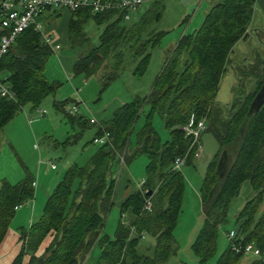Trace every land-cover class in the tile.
Wrapping results in <instances>:
<instances>
[{"label":"trees","instance_id":"trees-1","mask_svg":"<svg viewBox=\"0 0 264 264\" xmlns=\"http://www.w3.org/2000/svg\"><path fill=\"white\" fill-rule=\"evenodd\" d=\"M162 2L153 0L146 11L129 20L124 19L125 11L119 10L96 15L89 10L72 13L68 23V38L72 42L82 36L83 25L88 20L104 24L98 45L75 61L72 78L87 79L109 71V75L103 77L105 90L118 79L126 62L135 64L133 77H143L151 52L166 35L154 29L161 17ZM253 4L254 0H219L204 14L197 30L180 37L166 55L150 94L121 106L111 120L103 124L110 142L100 145L86 166L74 165L63 174L48 197L41 217L23 235L21 252L12 264H23L25 256L29 257L27 264H81L95 246L100 249L96 264H165L174 255L172 235L185 190L183 176L172 171V164L190 149V141L184 138L180 128L190 120L196 124L204 117V133L211 134L217 152L205 167L199 190L203 221L191 251L197 264H206L214 257L217 231L226 224L227 207L240 186L247 183L254 197L234 216L232 231L236 241L252 244L259 252L260 258L248 264H264V219L257 217L264 193V102L256 114L247 116L249 105L261 87V74H252L256 82L253 93L238 104L228 119L217 115V110L215 115L212 111L215 109L212 100L228 54L247 33ZM2 34L0 30V36ZM52 53L41 34L28 28L16 37L1 59L0 78L10 86L14 101L0 99V131L24 107L38 108L61 86L49 83L44 76ZM65 105L56 103L55 107L63 111ZM144 107H148L145 123L138 134L137 149L130 153L129 138ZM234 107V104L230 106ZM152 115L162 120L168 140L161 142L158 138L150 124ZM75 121L80 127L90 124L81 117ZM101 130L98 129L95 139L100 138ZM192 151L186 166L193 161ZM228 151L234 155L226 174L218 180L217 160L224 152L228 162ZM141 156L148 161L144 184L119 203L118 222L113 236L108 237L103 229L114 206L115 168L129 165ZM23 172V179L15 185L6 180L0 182V245L15 208L25 205L34 196L35 178L25 168ZM149 192L151 194L146 195ZM146 200L151 203L149 213L143 210ZM142 235L151 240V246L139 247ZM44 240L49 241V245L36 257ZM242 257L225 246L214 264H238Z\"/></svg>","mask_w":264,"mask_h":264},{"label":"rangeland","instance_id":"rangeland-1","mask_svg":"<svg viewBox=\"0 0 264 264\" xmlns=\"http://www.w3.org/2000/svg\"><path fill=\"white\" fill-rule=\"evenodd\" d=\"M152 1L143 0V4L132 14V17H138L146 11ZM218 1L163 0L161 17L154 24V29L165 32L166 35L160 45L151 52L150 63L145 75L141 78L133 77L132 72L135 64L126 62L118 79L110 83L105 90L103 89V77L109 75V71L99 72L87 79L83 76L72 78L71 72L75 61L98 45V37L104 24L97 25L92 19L88 20L83 25L82 36L77 39L74 37L73 40L76 39L74 42L67 37V30L64 33L65 37L61 32L63 40L59 44L60 49L52 53L46 62L44 71V76L49 83H59L61 86L54 96L46 98L38 108L32 110L28 106L24 107L0 131V181L6 180L15 185L24 177L23 168L33 177L40 169L39 182L50 194L69 168L74 165L86 166L100 147L92 143L98 129H103V124L111 120L118 108L131 103L135 98L143 99L150 94L153 84L162 70L166 55L171 52L182 35L192 33L200 27L204 14ZM252 9V16L246 31L247 37L244 41L238 40L228 54L227 65L212 100L215 108L212 110L213 114L215 115L217 110V115H221L223 119H228L238 104L253 93L256 82L252 78V74L260 76L261 70L264 68V0H254ZM69 14L70 12L62 10L56 12L49 19L64 21ZM41 23L44 24V21ZM63 59L69 63L68 67L63 65L66 64ZM64 67L70 68V72L64 71ZM56 103H66L63 111L55 107ZM232 104L235 105L233 109L230 108ZM74 105L77 106L78 113L71 117L67 112ZM147 111L148 107H144L143 114L130 135L128 148L130 153L137 149L138 134L145 123L144 115ZM39 112L44 113L42 117ZM80 117L88 124L89 121L96 124L80 127L75 121ZM190 121L187 125L191 124ZM150 124L161 142L168 140V131L164 129L160 117L152 115ZM200 145L201 158L197 161L193 160L180 172L183 176L185 190L181 213L172 235L174 255L165 264L198 263L191 251V245L203 221L199 190L204 178L205 167L217 152V145L210 133H204L201 136ZM228 155L230 158L226 162V169L234 153L228 151ZM147 162V158L141 156L129 165L115 168L114 180L118 195L115 196L114 206L106 217L104 235L113 236L119 218V198L123 192L128 194L138 190L145 179ZM48 164L54 165L55 170H50L51 172L46 174ZM123 189L127 191H123ZM39 190L43 193L41 188ZM253 197L254 193L247 183H243L236 197L230 201L227 207L226 224L217 231L216 253L206 264H214L218 255L228 245L224 234L233 230L234 216ZM45 198L46 196H44V203ZM263 207L264 193L262 203L257 211V217L263 216L264 219ZM21 209L29 210L25 205ZM151 244L150 239L144 238L139 247L146 248ZM99 253V250L95 249L84 264H96ZM253 260L256 259L244 256L238 264H248Z\"/></svg>","mask_w":264,"mask_h":264},{"label":"built area","instance_id":"built-area-1","mask_svg":"<svg viewBox=\"0 0 264 264\" xmlns=\"http://www.w3.org/2000/svg\"><path fill=\"white\" fill-rule=\"evenodd\" d=\"M143 4V0H0V30L3 34L0 36V61L8 53L16 37L28 28L34 31L42 32V23L39 19L40 15L45 11L58 12L66 10L74 13L79 10H89L91 14H103L113 10L125 11L124 19L129 20L133 13ZM46 44L50 45V37H42ZM0 99L14 101V94L10 86L0 78ZM68 115L74 117L78 113L76 105L68 110ZM43 112H39L40 117ZM91 125L96 123L89 121ZM180 128L185 139L190 141V149L183 157L177 158L172 164L173 172H181L186 166L188 154L193 152V160L197 161L201 158L202 150L200 145V138L206 130V122L204 119L193 124ZM102 129V128H101ZM100 138L95 139L94 143L97 145H104L110 142V136L102 129ZM122 161V160H121ZM123 165V163H122ZM51 171L55 170L52 164L47 165ZM144 182L141 183V189ZM35 184L33 185V188ZM20 207L15 208V211ZM144 211L151 212L150 200H146L144 204ZM133 234V231H132ZM145 236L142 235L141 239L144 240ZM224 239L228 243L231 253L241 256H250L253 259H259L260 255L257 249L252 244H241L236 241L235 233L233 231L226 232Z\"/></svg>","mask_w":264,"mask_h":264},{"label":"crops","instance_id":"crops-1","mask_svg":"<svg viewBox=\"0 0 264 264\" xmlns=\"http://www.w3.org/2000/svg\"><path fill=\"white\" fill-rule=\"evenodd\" d=\"M54 14L55 13L53 11L48 10V11L43 12L39 17L40 21H42V22L44 21V24H42L43 25L42 30L43 29L44 30L40 34L42 37L46 36V37L51 38V43L49 46L51 47L53 52L60 49L59 44L63 40V35H61V32L64 34L65 30H67L66 34L68 37V23H69L70 19L73 17L72 13H70L69 16L66 17V19L64 21L61 19H56L54 21L52 19H49V17L51 18V16ZM64 37H65V34H64ZM63 60L66 63L63 65H66L68 67L69 63H67V60L66 59H63ZM67 67L63 68L64 71L70 72V68H67ZM71 72H72V70H71ZM39 171H40V169L37 170V172L35 173V176H34L35 187H34L33 199L28 201L25 204V206L28 207L29 210L23 211L21 209L23 206H21L19 209H17L15 211L13 219L11 220V222L9 224V228L6 232V235H5L3 241L0 245V264H12L13 261L18 257V255L21 252V248L23 246V243H22L23 242L22 241L23 235L27 234L29 232L31 226L39 220V218L42 215L43 207H44L48 197L51 194V193L48 194L47 191L43 188L42 184H40L39 179H38L39 178ZM45 172H46V174H49L51 171L47 167ZM117 185H118V183H117ZM39 188H41L43 193H41ZM117 190L118 189L116 187L115 196L118 195ZM123 191H127V190L123 189ZM128 194L126 192H123L122 196L119 198V201L121 202L123 199H125V197ZM44 196H46L45 203H44ZM115 196H114L113 200H115V198H116ZM145 238H147V237H145ZM48 245H49V241L44 240L42 242V244L40 245V247L38 248V251L36 252L35 256L39 257L40 255H42L44 250L47 248ZM95 249H98L100 252V249L97 246H95L81 264H84L85 261L88 259V257L92 256V253ZM99 257H100V253H99ZM28 261H29V257L25 256L23 258V264H27Z\"/></svg>","mask_w":264,"mask_h":264},{"label":"water","instance_id":"water-1","mask_svg":"<svg viewBox=\"0 0 264 264\" xmlns=\"http://www.w3.org/2000/svg\"><path fill=\"white\" fill-rule=\"evenodd\" d=\"M246 37H247V33L241 38V41H244ZM263 102H264V79H261V87L249 105L247 116L249 117V116L256 114V112L261 107ZM226 171H227L226 156H225V153L222 152L217 160L216 167H215V174L217 176V179L221 180L223 176L226 174ZM150 194L151 192L146 193V195L148 196Z\"/></svg>","mask_w":264,"mask_h":264},{"label":"flooded vegetation","instance_id":"flooded-vegetation-1","mask_svg":"<svg viewBox=\"0 0 264 264\" xmlns=\"http://www.w3.org/2000/svg\"><path fill=\"white\" fill-rule=\"evenodd\" d=\"M261 79H264V68H262V71H261ZM226 162H227V159H226Z\"/></svg>","mask_w":264,"mask_h":264}]
</instances>
